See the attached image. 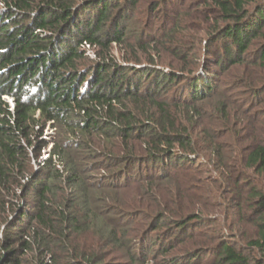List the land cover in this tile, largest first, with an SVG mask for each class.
<instances>
[{"label": "trees", "instance_id": "obj_1", "mask_svg": "<svg viewBox=\"0 0 264 264\" xmlns=\"http://www.w3.org/2000/svg\"><path fill=\"white\" fill-rule=\"evenodd\" d=\"M76 1L0 0V264H264V0H203L186 51L177 14L140 68L109 55L126 8L111 19L112 0ZM165 54L173 71L155 65ZM211 65L239 92L216 91ZM141 216L155 235L139 257L126 249ZM234 218L251 227L243 243Z\"/></svg>", "mask_w": 264, "mask_h": 264}, {"label": "rangeland", "instance_id": "obj_2", "mask_svg": "<svg viewBox=\"0 0 264 264\" xmlns=\"http://www.w3.org/2000/svg\"><path fill=\"white\" fill-rule=\"evenodd\" d=\"M123 1L124 0L110 1L112 5L117 4L116 5L117 7H115L110 13L111 19L119 18V15L122 12V7L126 8V11H125L126 13L123 12V14L125 13L126 15L125 17L122 18V27L124 26V30H125L124 32L125 41L120 45H117V44L112 45L110 47V54H109L110 56H112V60L114 61V63H116L117 65H121L123 67L124 65H129V66H133L136 68H140L141 66H145L148 64L150 57L152 56L154 57L156 54L154 53V51L147 50L148 48H144L143 45L144 44L148 45L151 42L149 37L151 36L155 38L158 37L159 30L161 29L163 30L164 28L170 29L172 24L180 21L179 25H180L182 34L177 37L178 39L183 40L182 44L185 43L183 45L185 48L183 49L186 51L187 48L191 46V43H189V40L192 38V35L195 32H199V34L201 35L202 34L201 28H203V26H205L206 23H208V21H205V20L207 19V16L209 17V15L207 12H204L203 10L204 9L203 0H171V1H168L167 4H160L155 14H152V12L150 11V6H151L150 3L153 0H138L134 8H131L130 6L126 7L125 4H128V2H125L124 4ZM76 2H79V0H77ZM177 14L180 15L178 21H176ZM156 15L157 17H155ZM199 34L198 36H200ZM204 40H205V37H204ZM139 41H141L140 45L142 46H139ZM218 45L219 44L211 47L210 51H214ZM84 50L87 51L86 56H88L89 59H92L93 61L98 60V56H97L98 50L94 51V49L92 48L89 49L86 46ZM159 50L161 51V48ZM202 56H203V53L201 52L200 59L198 62V69H197L198 72L201 71L202 64L204 63L202 62L203 60ZM169 60L170 59L165 54V56L163 55H161L160 57L156 56L154 61H156V64H155L156 67L164 69L165 71H171V70L173 71V69L175 68L174 66H172V64H170L171 61ZM210 69H212L214 73L213 76L215 77L214 79H215V84H216L215 86L217 89L216 91L225 90V91H229L232 93L239 92V90L233 89L234 86L232 85V82L235 78L234 73L229 74V72H222L220 74L218 69L214 68L213 65L210 66ZM171 93H173L172 89L170 91L169 96L172 95ZM6 100L9 104L12 105L11 99L8 98ZM259 100L263 102L259 107L261 108V113H259L258 115L259 117L261 116L260 120H262L264 118V93L261 94V96H259ZM252 113H255V112H252ZM259 127H261V129L264 128V124L262 125L260 123ZM52 133H53L52 129H50L49 126H47L44 134L51 135ZM249 133H250L249 130H245V132H243V135L245 137L249 136L246 139V141L243 142L244 145L252 144L255 141V134L253 133L254 135L253 134L251 135ZM45 135L44 137L47 138V136ZM259 136H260V133H259ZM228 142L232 143V141H227V143ZM47 151L48 149H45V151L41 153V156L43 158L47 157L46 156ZM193 168H195L196 171L200 172L197 174L199 175L201 174L200 176H197V177L205 178V177H213L215 175L214 172H212V168L210 166L202 167L196 164V166H193ZM132 185L135 187L127 191H124L123 194H120L119 192L120 196L123 199H126L127 196H132L134 193L139 194L140 190L138 189L139 186H137L138 183L133 182ZM221 218H224V217L222 216ZM151 220L152 219L150 218V221ZM236 220L237 218L233 219V221H235L234 223L235 228L233 229V232H237V235L235 237L230 238L229 240L235 243H243L247 237L246 235L247 234L250 235L251 227L246 224H239L236 222ZM145 221L146 220L143 219L142 216L140 219L138 218V221L136 223L137 224L139 223L140 227L141 225L144 227L141 230H139L137 234L138 235L137 239H134L133 237H131L130 242L134 240V244H135L132 247V249L131 248L126 249L127 252L135 253L139 257L143 255V251L146 248V244L148 243L147 241L149 237L151 239V237L155 235V233L150 234L149 227H148L149 223ZM212 229L213 228L211 226L208 229L202 228L200 231L201 233H203L202 237L208 238L212 232ZM163 231L164 230H161L158 233V235H160L161 232ZM163 240L164 238H162V241ZM163 244H166V240L163 241ZM155 249H156V245H153V250ZM116 257L117 258H115L113 264H163L161 256H158L157 258L152 259L151 254H147L145 258L144 257L139 258L138 261L136 262L130 261V259L125 254V252L117 253Z\"/></svg>", "mask_w": 264, "mask_h": 264}]
</instances>
